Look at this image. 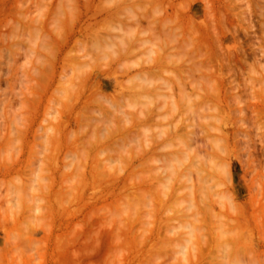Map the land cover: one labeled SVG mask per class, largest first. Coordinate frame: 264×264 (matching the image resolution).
<instances>
[{"label":"rangeland","instance_id":"374dc122","mask_svg":"<svg viewBox=\"0 0 264 264\" xmlns=\"http://www.w3.org/2000/svg\"><path fill=\"white\" fill-rule=\"evenodd\" d=\"M85 1L0 0V264H142L140 262L184 264L180 259L185 251L189 248L188 251L191 252L188 256H193L199 247L196 245L199 232L204 239L210 240L216 236L214 229L216 219L209 215V207L213 205L216 210H225L223 208L225 206L221 205V198H226V201L228 199L226 213L229 217L225 226V235L223 234L227 237L228 254L233 261H236L235 264H264V0H211L213 3L203 0L209 2V7L202 0H173L171 2L174 3L173 7L168 4L171 0L163 2L87 0L86 3ZM182 3L183 5H180ZM180 6H186L187 11L185 10V15L184 10H180L179 13L185 18L182 15V19L178 20L179 18H176L180 14L177 15L179 11L177 9H183ZM206 6L213 8L210 10ZM207 10L208 12L205 13ZM70 11H76L73 15L77 14L80 20L75 19V16L72 17ZM248 11L252 12L251 15ZM224 12L226 16L223 17ZM208 13H211L210 16ZM214 14L216 19H213ZM217 14L226 20L229 19L228 23ZM172 16L173 19L175 17L176 21L178 20L177 22L181 21L180 26H183L185 31L189 29L185 26L188 24L184 25L182 22L190 16L197 20L193 19L195 22L193 23L199 25H195V28L197 31L199 28L200 33L203 31V25L199 24L201 21L207 19L206 26L211 23L209 31L212 30L214 36L211 41H215L214 51L218 49L213 59L219 62L220 66L216 63L219 66L217 67L214 60L209 65L214 71L222 70L223 79L216 70V76L208 80L205 64L200 59L203 51H191L192 44L188 41L181 42L179 27L177 31L173 27L176 33L171 32L172 30L168 31L169 25L162 26L161 21L169 19V22H172ZM135 17L140 20L135 22ZM98 20L96 24L94 21ZM216 20L219 21L217 28L224 24L223 28H219L220 31L214 27L217 24ZM205 21L202 23L204 24ZM79 23L82 25L79 26ZM172 23L170 24L173 25ZM69 25L74 27L71 28ZM224 26L225 29L229 27L232 31L229 29L228 32L224 31ZM245 28L249 29L245 31ZM109 36L115 39L117 44L114 47H102L104 44L107 45L105 39ZM235 36L243 45L241 43L239 45ZM167 38L169 40L171 38L169 49L176 60L171 61L172 63L167 62L166 66L150 68L149 64H152L151 59L154 55L150 48L151 42L158 43ZM119 40H123L125 44L131 42L130 49L121 55L113 52L114 48L121 44ZM218 41L222 43L219 44ZM82 43L90 49L92 65L98 66L95 71L99 70L96 77L87 79L89 83L86 80V84L84 83L86 86L82 84L85 80V70L81 72L76 67L79 62L72 59V55L80 51L79 45ZM57 46L60 48L58 49ZM227 47L231 48L229 53L233 51L230 55L225 52ZM237 49L240 53L244 52L243 58L238 52L236 53L244 61L236 59L235 62L233 54ZM119 50L121 49L117 51ZM222 52H224L223 56ZM218 53H221L222 59ZM181 55L183 57L187 55L186 64L193 65L188 76L186 77L187 73L182 76L187 90L192 89L190 82L192 78L198 84L200 95L206 90L207 83L212 84L210 98L206 97L201 102L196 96L194 98L199 105L198 110L208 112V118L204 121L207 120L209 125V136L219 139L223 144L219 153L209 146V154L214 155L221 166H216L215 171L212 168L213 180L216 183L212 181L213 186L205 185L208 188L200 187L197 182L196 186L194 185L196 190L192 195L195 196L198 216L202 220L194 219L198 229L191 233L185 224L192 219V215L187 216L179 211L182 201L191 193H186L185 184L180 181L175 183L174 194H171L165 207L150 208L146 204H136L131 210V216L137 218V214L141 213H145V216H141L142 220L139 219V222L133 221L135 225L131 224L133 217L129 219V216L121 214L116 208L119 200L122 199L118 200V197H123L127 192L125 188H120L121 193H119V187L128 185L125 182L121 186L124 182L122 175L134 166H137L136 169L139 168L140 175L153 177L154 167L163 165L171 181L177 178L174 172H170L169 165L177 161L171 159L173 155L176 157L181 155V136L185 129L182 116L190 115L195 122L193 128L195 127L196 134L199 132V136L202 134L199 128L202 118L198 116L199 112H191V109L186 110L183 107L185 102L181 97L180 82L175 77L176 63L179 60L177 58ZM112 56L118 57L116 59L111 58ZM189 56L192 59H189ZM228 60L231 68L229 62L227 65ZM106 61L110 66L107 67L108 69L105 68ZM100 68L106 70L102 71ZM124 69L126 71L130 69L125 76L120 73ZM65 72L67 75L62 74ZM143 75L151 77V81ZM60 76L69 77L68 82H61ZM165 76L170 79V88L162 81ZM91 81L100 82L98 86L103 88H100L101 91L106 95L110 93L116 95L115 99L120 97L118 93L120 94L121 91L123 95L119 99L122 103L119 107L118 105L111 107L112 103L106 102L105 108L104 106L101 108L105 111V114L100 115L103 118L101 121L111 129L104 131L108 135L91 134L96 122L93 119L94 124H92L87 118L80 127V131H84L81 134L84 140L78 142L76 147V143L70 141L73 137L69 139L70 136L65 135L67 129L72 130L77 127L76 115H79L78 112L82 111L85 105L82 104L89 99L87 93L91 89ZM220 81L221 83L224 81L223 84ZM121 82H123L122 87H120ZM74 85L71 93L67 94ZM221 85L223 88L219 90ZM215 86H218V89ZM80 87L81 92L87 91V93H79ZM169 94L176 101V107L170 106ZM94 95H90L89 100L94 99ZM93 102H90L91 106ZM62 105H65V108ZM194 106L197 108L196 104ZM108 107L112 110L110 108L111 111L105 110ZM93 108L95 110L97 105L95 104ZM122 110L130 115V121L126 123L130 122L131 127L128 126L130 129L122 130L117 126ZM94 112L99 111L88 110L86 116L90 117L88 115ZM107 115L110 118L108 120ZM202 136L203 134L198 139L204 142L206 139ZM79 147L80 150L77 149ZM59 149L61 152L58 153ZM104 155L121 161L125 166L124 173L121 174L120 171L118 177L113 179L111 176L102 175L99 181L103 180V183H99L97 178H87L89 174L87 170L93 168L98 161L97 157ZM132 157H136L134 162ZM76 165L79 169L74 174L75 177L80 178L79 182L71 179V170ZM82 173L86 175L83 176ZM193 178H196L195 174ZM151 195L153 198H158L159 190L155 188ZM122 221L128 222L133 228L128 223H126L128 227L124 222V225L121 224ZM142 225L144 227L140 229ZM123 227L131 229L123 231ZM152 228H160L159 233L155 234L153 241L148 240L145 245L143 234L147 232L150 235ZM143 230L145 233H142ZM160 235L166 237V244L155 251L153 259L147 261L146 256L144 257L146 248L151 247V242H154L152 247L155 248L157 246L155 242L159 241ZM128 245L130 250L127 248ZM202 247L206 253V245ZM132 249L134 252L131 251ZM120 250H124V253L128 251L127 256L123 252L119 254ZM139 250L141 252L138 253ZM201 250H197V253ZM217 252L213 244L199 264H217ZM137 253L138 256L135 255L134 258V254ZM142 258L147 262L141 260ZM195 259L193 256L190 261Z\"/></svg>","mask_w":264,"mask_h":264},{"label":"bare ground","instance_id":"6f19581e","mask_svg":"<svg viewBox=\"0 0 264 264\" xmlns=\"http://www.w3.org/2000/svg\"><path fill=\"white\" fill-rule=\"evenodd\" d=\"M85 1V0H84ZM150 1H154V2H157V0H150ZM163 2L164 0H158V2ZM173 0H171V1H167L168 2V4L170 3V7L172 6L173 7V5L172 4H174V3H171ZM183 1V0H182ZM203 1V0H202ZM209 2L211 1V0H208ZM87 2V0L85 1V3ZM93 2V1H92ZM180 2V1H179ZM203 2H205V4H208L209 2H207L206 3V1H203ZM76 3V2H75ZM74 3V4H75ZM211 3H213V1H211ZM84 4V3H83ZM159 4V3H158ZM157 4V6H159ZM164 4V3H163ZM184 4H185V2H184ZM189 4H190V1H189ZM188 4V5H189ZM192 4V3H191ZM190 4V5H191ZM204 4V5H205ZM73 5V4H72ZM77 5H79V4H77ZM96 6H97V2H96V4H95ZM179 5V4H178ZM180 5H183V3L182 4H180ZM187 5V4H186ZM187 5V6H188ZM249 7H250V3H248L247 4ZM81 6V5H80ZM87 5L85 4V6L84 7H86ZM88 6H89V4H88ZM160 6H162L161 4H160ZM165 6V5H164ZM208 7H209V4L207 5ZM207 6H206V8H207ZM212 5L210 4V7H211ZM229 6V5H228ZM72 7H74V6H72ZM71 7V9H73L74 10V8H72ZM77 6H76V4H75V9H77L76 8ZM93 7V6H92ZM175 7V6H174ZM180 7H183V9L182 8H180V9H177V7H176V9L177 10H179L178 11V13H177V15H179L180 13V10H184V14H185V8H187L186 6L184 7V6H180ZM190 7V6H189ZM188 7V8H189ZM205 7V6H204ZM88 8V7H87ZM90 8V7H89ZM178 8H179V6H178ZM194 8V7H193ZM205 8V9H206ZM213 8V7H212ZM211 8V9H212ZM251 8V7H250ZM78 9H79V7H78ZM84 9H86V8H84ZM207 9H210V8H207ZM210 9V10H211ZM247 9H249V8H247ZM81 10V9H80ZM216 10H217V8H216ZM187 11V10H186ZM214 11V10H213ZM212 11V12H213ZM224 10L222 9V12H223ZM250 11H251V9H250ZM250 11H248L249 13H250ZM70 12H72V11H70ZM79 11L77 10V13H78ZM86 12V11H85ZM85 12L83 13V14H85ZM113 13H114V11H112ZM163 12V11H162ZM181 12H183V11H181ZM208 12V10L207 11H205V13H207ZM221 12V11H220ZM73 13L75 14L76 13V11H74V12H72V15H73ZM165 13V12H164ZM163 13V14H164ZM214 13H215V11H214ZM218 13V12H217ZM225 13V12H224ZM252 13V12H251ZM251 13H250V15H251ZM79 14V13H78ZM162 14V15H163ZM209 14V13H208ZM211 14V13H210ZM210 14H209V16H210ZM219 14V13H218ZM217 14V15H218ZM71 15V16H72ZM80 16H81V14H79ZM86 15H87V12H86ZM161 15V16H162ZM168 15V14H167ZM177 15H175V17L177 16ZM183 14H180L179 15V17H177L176 19H178V20H181L182 19V16ZM186 15V14H185ZM222 15H223V17L224 16H226V13H225V15L222 13ZM249 15V14H248ZM75 15H73L72 17H74ZM84 16V15H83ZM218 16H220V15H218ZM217 16V17H218ZM228 16V15H227ZM70 17V16H69ZM159 17V16H158ZM157 17V18H158ZM163 17V16H162ZM175 17H174V19H175ZM190 17H192V16H190ZM186 18L185 19V21L184 22H182L184 25L185 24H188V25H185L187 28H189L187 31H185V28H183V26L181 27L180 26V23H181V21H180V23L179 22H177L176 21V19L174 20L173 19V16L171 17L174 21H176V23H172V22H174L173 20H172V22H169V19H164L163 21H161L162 22V26L163 25H169V29H168V31H171V32H176L178 29H180V31H181V42H189L190 44H192V48L190 49L191 51H196V50H202L203 51V53L201 54V56H202V58H200L201 59V62H203L204 64H205V67H206V71H205V73H206V75H207V77H208V80H211V79H213V77H215L216 76V74H215V71L217 70H212L211 69V67H210V65H209V63L212 61V60H214V61H216L215 59H213V58H215V52L218 50L217 48H216V51H214V48H213V43L215 42H212L211 40H213L214 38V36H213V31L212 30H210V31H212V34L210 35V31H209V27L211 26V23H209L210 25H205V24H207L206 23V21H207V19H206V21L205 20H203V21H201V23H199L200 25H203L202 26V29H203V31H201V33L200 32H198L199 31V28H198V31H197V29L195 28L197 25L196 24H194L195 22H194V17L193 18ZM206 18H207V15L205 16ZM213 17V16H212ZM214 17H215V14H214ZM213 17V19H216V17L214 18ZM220 17H222V16H220ZM222 17V18H223ZM232 17V16H231ZM245 17V16H244ZM68 18V17H67ZM80 18V17H79ZM78 17H77V14H76V16H75V19H79ZM183 18H185L184 17V15H183ZM75 19H72L73 21L75 20ZM83 19V18H82ZM81 19V20H82ZM138 17H135V22H138ZM159 19H161V17L159 18ZM159 19H157V20H159ZM194 19V20H193ZM208 19H210L209 17H208ZM224 19V18H223ZM223 19L221 20V21H223ZM67 20V19H66ZM68 20H69V18H68ZM80 20V19H79ZM87 20V19H86ZM97 20V19H96ZM140 20V19H139ZM156 20V19H155ZM219 20V19H218ZM224 20H226V18L224 19ZM227 20H229V19H227ZM227 20H226V23H228L227 22ZM246 20H247V17H246ZM73 21H71V23H73ZM84 21H85V19H84ZM171 21V20H170ZM195 21H197V20H195ZM205 21V23L203 24L202 22H204ZM217 21V20H216ZM243 21H245V19H243ZM251 21V20H250ZM250 21H248L249 22V24H250ZM44 22V21H43ZM76 22V21H75ZM96 24H97V22H99V20L98 21H94ZM140 22V21H139ZM154 22V21H153ZM161 22H160V24H161ZM194 22V23H193ZM198 22H200V21H198ZM197 22V23H198ZM218 22L219 21H217V24H215V21H214V24H215V26H214V24H213V26L214 27H218V26H216V25H218ZM70 23V22H69ZM92 23V22H91ZM90 23V24H91ZM156 23V22H155ZM170 23H172L173 25H171ZM221 24H223L222 22H220ZM67 24H68V21H67ZM80 24V23H79ZM89 24V25H90ZM96 24H95V26H96ZM99 24V23H98ZM157 24H159V23H157ZM182 24V25H183ZM248 24V25H249ZM82 24H80L79 26H81ZM88 25V26H89ZM166 25H165V27H166ZM196 25V26H195ZM224 25V24H223ZM223 25L221 26V25H219V26H221L222 28H223ZM252 25V24H251ZM70 26V25H69ZM91 26V25H90ZM98 26V25H97ZM161 28H162V26L161 25H159ZM199 26V25H198ZM226 26H228V25H226ZM71 27V26H70ZM72 27H74V26H72ZM71 27V28H72ZM159 27V28H160ZM171 27V28H170ZM173 27L176 29V31H173ZM179 27V28H178ZM205 27V28H204ZM214 27H212L213 29H214ZM221 27H219V28H221ZM250 27V26H249ZM84 28V27H83ZM87 28V27H86ZM85 28V29H86ZM178 28V29H177ZM211 28V27H210ZM219 28H217V29H219ZM95 29V28H94ZM205 29V30H204ZM229 29V27H227V29H225V26H224V31L226 30L227 32L230 30H228ZM249 29V28H248ZM248 29H246L245 28V31L246 30H248ZM59 30V29H58ZM83 30V29H82ZM193 30V31H192ZM234 30V29H233ZM236 30V29H235ZM83 31H85V30H83ZM179 31V32H180ZM218 31V30H217ZM219 31H220V29H219ZM218 31V32H219ZM230 31H232V29L230 30ZM192 32H194V34L192 33ZM216 32V31H215ZM226 32V33H227ZM234 32V31H233ZM61 34H62V32H60ZM177 33V32H176ZM221 33V32H220ZM225 33V34H226ZM228 34V33H227ZM235 34H236V31H235ZM59 36H60V34H58ZM216 35H217V33H216ZM219 36V35H218ZM221 37H222V33H221V35H220ZM217 37V36H216ZM220 38V37H219ZM221 39V38H220ZM235 39H237L236 38V36H235ZM264 39V38H263ZM66 40V39H65ZM64 40V41H65ZM76 40V39H75ZM170 40H171V38H170ZM168 38L167 39H165V40H161V41H159L158 43L156 42V41H154V42H151V46L152 47H150L151 48V50L154 52V55L152 56V59H151V61H152V64L150 63L149 64V67L150 68H153V66H166V64H167V62H171V61H174V55H173V52H171V50L169 49V46H170V41ZM67 41V40H66ZM79 40H77V42H78ZM105 41H106V44L107 45H103L102 47H114V45H116L117 44V41L115 40V39H113L111 36H109L108 38H106L105 39ZM237 41H238V39H237ZM218 42H220V41H218ZM239 42V45H240V41H238ZM64 43V42H63ZM101 43V42H100ZM100 43H98V44H100ZM119 43H121V44H118V47H116V48H114V50H113V52H114V54L115 53H117V55H121L122 53H124L125 51H127L128 49H130V45H131V42H126V44L123 42V40H119ZM217 43V42H216ZM222 42H220L219 44H221ZM79 44V43H78ZM83 44V43H82ZM82 44H80L81 46H82ZM242 44V43H241ZM64 45V44H63ZM62 45V46H63ZM79 45V50L80 51H77L78 53L76 54V53H74L73 55H72V59L74 60V61H78L79 63H78V65L76 66L77 68H79L80 69V71L82 72V71H84L85 70V76H84V78H85V80H84V82H82V84H86V80L87 79H89V78H92V77H94L95 75H97V73H99L98 71H95V70H97V68L96 67H98L97 65H92V62H91V53H90V49L88 48V46L86 45V44H83V46L81 47ZM84 45H86L87 46V48H85V46ZM212 45V46H211ZM215 45H217V44H215ZM243 45V44H242ZM59 46V45H58ZM58 46H57V48H58ZM155 46V47H154ZM81 47V48H80ZM215 47H217V46H215ZM218 47H222L223 48V46H218ZM243 47V46H242ZM60 48V47H59ZM58 48V49H59ZM219 48V49H220ZM228 48V47H227ZM63 49V48H62ZM61 49V50H62ZM118 49H121V50H119V51H117ZM225 50H226V48H224ZM229 49H231V48H228L227 49V51H225V50H223V51H225L226 53H228L229 55L231 54V53H233V51L231 50V52L229 53L228 51H229ZM232 49H234L233 47H232ZM64 50V49H63ZM240 50H241V48H240ZM240 50H238L237 49V51L236 50H234V53L235 54H233V57H235V62H237L236 61V59H241V58H239V56L240 55H242V58H243V49H242V52L243 53H240V52H238V51H240ZM236 51V52H235ZM245 51V50H244ZM218 52V51H217ZM220 52V51H219ZM239 53V56H237L238 54H236V53ZM105 53V52H104ZM223 53L224 52H222V56H223ZM226 53H225V55H226ZM167 54V55H166ZM221 54V53H220ZM219 53H218V55H220ZM107 55V54H106ZM193 55V54H192ZM235 55V56H234ZM247 55V54H246ZM111 56V55H110ZM221 56V55H220ZM222 56H221V59H222ZM253 56H255V54H253ZM116 57H118V56H115V57H111V58H116ZM228 57H230V56H228ZM228 57H226V58H228ZM232 57V58H233ZM237 57V58H236ZM241 57V56H240ZM69 58H70V56H69ZM111 58H110V61H111ZM220 58V57H219ZM223 58H225V56L223 57ZM117 59V58H116ZM177 59H179L178 60V62L176 63V67H177V72H175V77L177 78V81L178 82H180V88H181V97L184 99V104H183V107L186 109V110H188V109H191V112H196V113H198L199 115L198 116H200L202 119H201V121H200V123H199V128H200V130L202 131V134H203V136H202V138H204V139H206L204 142H203V140H202V142L201 141H199V137L202 135H200L199 136V133H197L196 134V131H195V127L193 128V124L195 123L194 122V119H192V117L190 116V115H188L187 114V116H182L183 117V121H182V123H183V128H185L184 129V132L182 133V136H181V150H180V153H181V155L179 156V157H176L175 155H173L172 156V158L171 159H177V161H176V163L175 162H172V164H170L169 166L171 167V171L170 172H174V174L177 176V178L175 179V180H172L171 181V178H169L170 177V175L169 174H167V173H165L166 172V169L164 168V166L163 165H157L156 167H154L155 169L153 170V173H154V176L153 177H148V176H146L145 174H142V175H140V173L138 172V170H139V168H137L136 169V167L134 166L131 170H128L126 173H124L123 171L125 170L124 169V165H123V163L121 162V161H119V160H117L115 157H109V156H106V155H104V156H99V157H97V160L98 161H96L95 162V164H94V166H93V168H91V169H88L87 170V178H97V180L99 181V179H100V177L102 176V175H105V176H111V178L113 179L114 177H116L117 176V174H120V171L122 172L121 174H123L122 176H124L123 177V179H124V182H123V184L121 185V186H123L124 184H125V182L126 183H128V185H127V187H125L126 186V184L123 186V187H119V191H120V188L122 189V188H125L126 190H127V192L125 193V195H124V192H123V197L122 196H120V197H118V200L120 199V198H122V199H120L119 200V202H118V204L116 205V208H117V211H119L121 214H125V215H127V216H129L128 218L129 219H132V217L133 216H131V210L133 209V207H136V204H139V203H142V204H146L147 206H149L150 208L152 207V208H156V207H158V206H160V208H163V207H165L166 206V204H167V202H168V200H169V198H170V196H171V194L173 193L174 194V191H175V183H177L178 181H180L182 184H185V191H186V193L188 192V193H191L190 194V196L188 197V198H185L183 201H182V204H181V208H180V210L179 211H181L184 215L186 214L187 216L188 215H192V219H189L188 220V222L185 224L186 226L185 227H187L188 229H189V232L191 233V232H193V231H196L197 229H198V227L195 225V220L194 219H196V220H202V218L200 217L199 218V212H198V210H197V206H198V204L196 205L195 203V201H194V198H195V196L194 195H192V194H194L193 192L196 190V188H195V186H196V182L199 184V186L200 187H207L208 188V186H205V185H211V186H213V184H212V181L214 182V180H213V172H212V168H214V171H215V169H216V166H218L219 165V163H217V159H215V156L214 155H211V154H209V146H211L212 147V150L213 151H216L217 153H219L218 151L223 147V144L219 141V139H217V138H215V137H212V136H209L210 135V133H209V125H208V123H207V120H205L204 121V119L205 118H208L207 116H208V112H201V111H199L198 109H199V105H198V103H197V101L195 100V96H196V98L197 99H199V101L201 102V100H203L204 98H206V97H208V98H210V96H211V91L213 90V89H211V85L212 84H209V83H207L206 85H207V87H206V85H205V88H206V90L204 91V92H201L202 94L200 95V94H198L199 92V89H198V84H197V82L192 78L191 79V87H192V89L191 90H187L185 87V85H186V83L185 82H183V80H182V76H184V74H186V77L188 76V73L189 72H191V70H192V68H193V65H190V64H186L188 61V56L187 55H184V57L181 55V57H178ZM189 59H192L191 58V56H189ZM234 59V58H233ZM115 60V59H114ZM114 60H112V62H114ZM176 60V59H175ZM218 60V59H217ZM225 61H226V59H224ZM224 60H222V61H224ZM241 60H243L244 61V59H241ZM109 61V63H112V62H110ZM116 61V60H115ZM214 61H213V63H214ZM222 61H220L221 63H222ZM108 61H106L105 63H106V65L108 64L107 63ZM169 62V63H170ZM228 62H229V66H230V68H231V63H230V61L228 60L227 61V65H228ZM241 61H238V63H240ZM246 62V61H245ZM172 63V62H171ZM216 63H218V65H219V62H215L214 64L216 65ZM53 64V63H52ZM212 64V63H211ZM223 64V63H222ZM221 64V65H222ZM232 64H233V61H232ZM234 64H236V63H234ZM109 65H111V64H109ZM215 65H212V66H215ZM52 66V65H51ZM90 66V67H89ZM217 66V65H216ZM215 66V67H216ZM220 66V65H219ZM219 66H217V67H219ZM92 68L91 70H89V68ZM107 67H110V66H106L105 68L106 69H108ZM147 67H148V65H147ZM216 67V68H217ZM224 67H226L225 66V64H224ZM223 67V68H224ZM103 69V70H106V69ZM214 68V67H213ZM230 68H227L228 70H230ZM99 69V68H98ZM101 70H102V68H100ZM113 69V68H112ZM215 69V68H214ZM51 70H53V67H52V69ZM60 70V69H59ZM86 70H88L87 72H86ZM102 70V71H103ZM114 70V69H113ZM125 70V71H124ZM123 71L121 70V74L123 75L124 74V76L126 75L125 73L127 72H130V69L129 70H127L126 71V69H124ZM62 71V70H61ZM154 71V70H153ZM214 71V72H213ZM56 72V71H55ZM116 72V71H115ZM217 72H218V70H217ZM221 72H222V70H221ZM221 72H220V69H219V72L217 73V74H220L221 75ZM232 72V71H231ZM58 73V72H57ZM80 73V72H79ZM230 73V72H229ZM62 74H64V75H67V73L65 72V73H62ZM81 74V73H80ZM116 74V73H115ZM130 74V73H129ZM100 75V74H99ZM119 75V74H118ZM223 76H224V74H222ZM222 75H221V77H222ZM107 76V75H106ZM115 76V75H114ZM117 76V75H116ZM145 78H149L148 80H150L151 81V77H149L148 75H143ZM218 76V75H217ZM62 79V81L61 82H63V83H67L68 82V80H69V77H66V76H60ZM96 77V76H95ZM185 77V78H186ZM226 77V76H225ZM105 78V77H104ZM115 78V77H114ZM219 78H220V76H219ZM218 79V78H217ZM221 79H223V77L221 78ZM81 80H83V78L81 79ZM109 80V79H108ZM207 80V81H208ZM216 80V78L214 79V81ZM89 80H87V82H88ZM103 81V80H102ZM162 81H163V83L164 84H166L169 88H170V79L167 77V76H165V77H163L162 78ZM230 81H232V80H230ZM230 81H229V83H230ZM96 82V81H95ZM98 82V81H97ZM97 82L96 83H93L92 81H91V89L89 90V92L87 93V91L86 92H84V91H82L81 92V87H82V89H83V86H81L80 87V89L78 90V92L79 93H82V94H86L87 93V95H89L88 97H89V99H90V95H94V93H95V95H94V99H92V100H86V103L84 102L82 105H84L83 106V108H82V111H80V112H78V110H77V112L79 113V115H76V124H77V127L76 128H73L72 130H69V129H67L66 131V134L67 135H65V136H70V138L69 139H71L72 137V139L70 140V141H73V142H71V143H76L75 145H76V147L78 146V142H81L82 140H84L83 139V137L81 138V134H82V132H84L83 130H81L80 131V127L81 126H83V124H84V121L86 122V119L88 118V120L90 119V123H92V124H94L93 123V119L95 120L94 122H96V126H94L92 129V133L91 134H94V135H98V134H106L105 132L106 131H111V129H110V127H109V125H107L106 123H104L103 121H101L103 118L102 117H100V115L102 116L103 114H105L104 112L105 111H102L101 110V108H102V106H104L105 105V103L106 102H110V103H112L110 106L112 107V106H116V105H118L117 107H119V106H121V103L122 102H120L121 100L119 99V98H121L122 97V95H123V93L120 91V90H122V88L119 90L120 91V94L118 93V96H120L118 99H115V96L116 95H106V94H104L102 91H101V89H103L101 86L99 87L98 85H100L99 83L100 82H98V84H97ZM223 82L224 81H222V83H221V81H220V83L221 84H223ZM73 83H74V81H73ZM89 83V82H88ZM219 83V84H220ZM81 84V85H82ZM84 84V85H85ZM97 84V85H96ZM115 84V83H114ZM123 82H121L120 83V87H122L123 85ZM75 85H76V83H75ZM75 85L73 86V87H71V89L68 91V93L67 94H69V93H71V90H73L74 89V87H75ZM214 85V84H213ZM215 85H217V84H215ZM77 86V85H76ZM86 86V85H85ZM78 87V86H77ZM214 86H212V88H213ZM216 87V86H215ZM218 87V86H217ZM216 87V89H218ZM232 87H234V86H232ZM101 88V89H100ZM220 88H223V85H221V87L219 86V90H220ZM215 89V88H214ZM215 91V90H214ZM78 93V94H79ZM213 93H215V92H212V94ZM80 95V94H79ZM67 96V95H66ZM65 96V97H66ZM91 96V97H92ZM169 96H170V100H169V102H170V106H172V107H176V101L174 100V99H172V97H171V95L169 94ZM68 97V96H67ZM78 97V96H77ZM81 97V96H80ZM68 99V98H67ZM71 99V98H70ZM82 99V98H81ZM87 99V98H86ZM65 100V99H64ZM78 100H79V97H78ZM83 100H85V99H83ZM83 100H82V102H83ZM66 101V100H65ZM87 101H89V102H87ZM91 101H94L93 102V106L96 104L97 105V108H95V110H94V108H93V106H91L92 105V103H91V105H90V102ZM64 102V101H63ZM79 102H80V100H79ZM72 103V102H71ZM70 103V104H71ZM95 103V104H94ZM66 104V103H65ZM77 104H79V103H77ZM76 104V105H77ZM88 104V105H87ZM197 105V108L194 106V105ZM75 105V104H74ZM62 106H64V108H65V105H62ZM73 106V105H72ZM74 107H76V106H74ZM78 108V107H77ZM104 108H105V106H104ZM109 108L110 107H108L107 109H105V110H109ZM72 109H73V107H72ZM71 109V110H72ZM111 109V108H110ZM63 110V109H62ZM61 110V111H62ZM74 110V109H73ZM88 110H91L92 112L93 111H99L98 113H93L92 115H88V116H90V117H87L86 116V111H88ZM112 110V109H111ZM111 110H109V111H111ZM60 111V112H61ZM73 112V111H72ZM187 112V111H186ZM67 113H70V112H67ZM78 113H75V114H78ZM61 115H62V113H60ZM74 114V112L72 113V115ZM99 114V115H98ZM63 115H64V113H63ZM75 116V115H74ZM192 116H193V114H192ZM60 117L61 116H59V118L58 119H60ZM194 117V116H193ZM107 120L108 119H110L109 118V116L107 115ZM120 120L118 121V123H117V126H118V128L120 127V129H122V130H124V129H126V128H128V129H130L129 127H131L130 126V122H129V124H126L128 121H130V115L126 112V111H121V114H120V116L118 117ZM61 119H63V118H61ZM69 119V118H68ZM70 120V119H69ZM203 121V122H202ZM54 124H56V123H54ZM61 126V125H60ZM59 126V127H60ZM68 126V125H67ZM66 126V127H67ZM123 126V127H122ZM129 126V127H128ZM195 126V125H194ZM58 127V128H59ZM65 127V128H66ZM221 127V125L219 126V128ZM62 128V127H61ZM64 128V129H65ZM198 128V129H199ZM54 129H56L55 128V125H54ZM60 129V128H59ZM58 129V130H59ZM106 130V131H105ZM118 130V129H117ZM62 131V130H61ZM105 131V132H104ZM199 131V130H198ZM0 132H1V128H0ZM109 133H112V132H109ZM1 134V133H0ZM55 134V133H54ZM60 135V134H59ZM106 135H108V133L106 134ZM198 136V137H197ZM56 137V136H55ZM60 137V136H59ZM59 137H58V139H57V142L59 141ZM60 138H62V137H60ZM79 139V140H78ZM63 141V139L61 140V142ZM69 142V141H68ZM67 142V143H68ZM59 143V142H58ZM57 143V144H58ZM62 144H63V142H62ZM69 144V143H68ZM73 144V145H74ZM80 148L81 147H79V148H77L78 150H80ZM43 149H44V147H43ZM59 151H60V149L58 150V153H59ZM222 151V149L220 150V152ZM61 152V151H60ZM101 153V152H100ZM203 153H207V154H203ZM63 154V153H62ZM102 154V153H101ZM58 156H60V155H58ZM96 159V158H95ZM134 160H136V157H132V162H134ZM178 162V163H177ZM49 164H51V163H49ZM132 164H134V163H132ZM131 164V165H132ZM220 166V165H219ZM221 167V166H220ZM77 169H79V167H77V165L75 166V167H73V169L71 170V179L72 180H75V182H79V180H80V178L78 177H75V174H74V172H77L76 170ZM95 169V170H94ZM136 170H137V173H136ZM85 171L86 170H84V173H85ZM64 174V173H63ZM83 174V173H82ZM193 174H195V176H196V178H193ZM86 175V174H85ZM84 174H83V176H85ZM82 176V177H83ZM121 176V175H120ZM74 177H75V179H74ZM118 177V176H117ZM83 179H84V177H83ZM110 179V178H109ZM121 179V178H120ZM92 180V179H91ZM119 180V179H118ZM117 181V180H116ZM116 181H114L115 183H116ZM155 181V182H154ZM230 181H231V179H230ZM118 182V181H117ZM152 182H154L153 184H152ZM99 183H103V180L102 181H99ZM114 183V184H115ZM214 183H216V182H214ZM119 184V183H118ZM120 184H121V182H120ZM113 185V184H112ZM195 185V186H194ZM96 186V185H95ZM117 186V185H116ZM119 186V185H118ZM97 187V186H96ZM154 187V188H153ZM86 188V187H85ZM84 188V189H85ZM158 189L159 190V193H160V196H158V198H153L152 197V195L150 196V194L152 193V192H154V189ZM115 189H117V188H115ZM35 190V189H34ZM95 190V189H94ZM112 191V190H111ZM84 192V191H83ZM114 192V191H113ZM115 192H117V191H115ZM118 193V192H117ZM116 193V194H117ZM119 193H121V191L119 192ZM118 193V194H119ZM187 193V194H188ZM216 195L218 194V192L217 193H215ZM178 195V194H177ZM152 197V198H151ZM231 196H229V198H230ZM116 198V197H115ZM151 199H152V201H151ZM222 200H221V205H224L225 207H223V208H225V210L224 209H222L221 211H219V210H216L215 209V207L213 206V205H210V207L209 206H207V208L209 207V215L210 216H213L215 219H216V225L214 226V229H215V232H216V236H214L213 238H211L210 240H211V243H210V240L209 239H204L203 237H202V235H201V232H199V234H198V236H197V240H196V245L198 246L199 245V247H200V245H201V249L203 250V247L202 246H204V245H206V249H207V252L208 251H210L211 250V248H212V245L214 244V246H216V248H217V257H218V260H217V264L219 263V264H235L236 263V261H233V259L230 257V254H228V249H227V247H228V242H227V240H226V236H224L225 234V232H226V223L228 222V217H229V214H227L226 213V207H227V205H228V199H227V201H226V198L224 199V198H221ZM144 202H143V201ZM37 203H38V200H37ZM36 203V201H35V204H37ZM157 205V206H156ZM230 205V204H229ZM231 206V205H230ZM229 206V207H230ZM149 207H148V209H149ZM240 211V210H239ZM144 212H146V211H144ZM231 214V213H230ZM137 218H134L132 221H131V224H134V222L133 221H138L139 222V219L140 220H142V218H141V216H145V213H141V214H137ZM144 220H147V219H144ZM128 221H130V220H128ZM123 222L126 224V223H128V222H126V221H122V223L121 224H123ZM133 222V223H132ZM129 224V223H128ZM131 224H129V225H131ZM124 225V224H123ZM122 225V226H123ZM127 225V224H126ZM135 225V224H134ZM133 225V226H134ZM120 227H121V225H120ZM125 227V226H124ZM123 227V228H124ZM127 227H128V225H127ZM127 227L126 228H124V230L123 231H125L126 229H127ZM135 227V226H134ZM141 227H144L143 225L142 226H140V229H141ZM131 228H133L132 227V225H131ZM131 228H129V229H131ZM135 228H137V227H135ZM139 228V227H138ZM146 228L147 227H145V230H146ZM129 229H127V231L129 230ZM144 229V228H143ZM118 230H119V227H118ZM148 230V229H147ZM159 230H160V228L158 229V228H156V229H151V232H150V235H149V233H147L146 232V234H148V235H144L143 234V237L145 238L143 241H145V242H143V241H141V242H143L145 245H147V243H148V240H150V241H153L154 239H155V237H156V235L155 234H158L159 233ZM115 231V230H114ZM126 231V232H127ZM137 231V230H136ZM118 232V231H117ZM141 232V230L139 231V233ZM148 232H149V230H148ZM154 233V235H153V233ZM182 232V231H181ZM120 233H121V231H120ZM134 233H135V229H134ZM137 233V232H136ZM142 233H145V231L143 230V232ZM115 234H117V233H115ZM138 234V233H137ZM179 234H181V233H179ZM224 234V235H223ZM140 235H141V233H140ZM220 235H222V236H220ZM117 236V235H116ZM136 236V235H135ZM142 236V235H141ZM141 236H138V237H140L141 238ZM154 236V238H152ZM159 237V241H157L158 240V238H157V242H155L156 244H157V246H156V244H154L156 247L154 248V247H152V243H154V242H151L150 244H151V247L149 248V246H148V248H146V251H145V254H144V257L146 256V259H147V261H149V260H151V259H153V257H154V255H155V251L157 250V249H159L160 247H163L165 244H166V237L165 236H162L161 237V235L160 236H158ZM161 237V238H160ZM173 237H175V234H174V236ZM133 238H135L134 237V235H133ZM136 238H137V236H136ZM139 238V239H140ZM151 238H152V240H151ZM161 239V240H160ZM131 240H134V239H131ZM130 240V241H131ZM123 242V241H122ZM131 243H133L132 241H131ZM130 243V244H131ZM125 244V243H124ZM141 245H142V243H140ZM159 244V245H158ZM132 245V244H131ZM140 245V246H141ZM149 245V244H148ZM129 246L130 245H128V247L127 246H125V247H127L128 248V250H130L129 249ZM133 246H134V244H133ZM133 246H132V248H133ZM199 247L196 249V251H195V253L193 254V256H195V260H191L190 261V259L193 257V256H188V254L190 255V252L191 251H188L189 250V248L185 251V254L183 255V257H182V259H180L181 261L180 262H182V263H184V264H199L200 262H201V260H202V258H204L205 257V255L207 254V252L205 253L204 251H206V250H201V249H199ZM121 248V247H120ZM119 248V249H120ZM124 248V247H123ZM122 248V249H123ZM139 248H141V247H139ZM153 249L152 251H150L149 249ZM141 249H143V248H141ZM138 250V249H137ZM197 250L199 251V250H201L200 252H198L197 253ZM131 251H133V249L131 250ZM143 251V250H142ZM124 253V250L122 251V250H120V252H119V254L120 253ZM128 252V251H127ZM124 253L125 254V256H127V254L128 253ZM134 252V251H133ZM139 252H141L140 250L138 251V253ZM132 253V252H131ZM138 253L137 254H134V258H135V255H137L138 256ZM124 254H122L123 256H124ZM143 255V254H142ZM137 256H136V259H137ZM143 257V258H144ZM131 258H132V256H131ZM140 258V257H139ZM143 258L141 259V260H143ZM130 258H128V260H129ZM136 259H135V261H136ZM145 259V258H144ZM133 260V259H132ZM143 261H145V260H143ZM147 261H145V262H147ZM140 263H142L143 264V262H140ZM146 264V263H145ZM147 264H149V262L147 263ZM178 264H179V262H178Z\"/></svg>","mask_w":264,"mask_h":264}]
</instances>
